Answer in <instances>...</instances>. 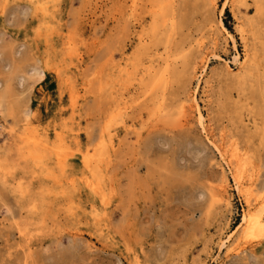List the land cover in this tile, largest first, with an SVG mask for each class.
I'll return each instance as SVG.
<instances>
[{
	"label": "rangeland",
	"instance_id": "obj_1",
	"mask_svg": "<svg viewBox=\"0 0 264 264\" xmlns=\"http://www.w3.org/2000/svg\"><path fill=\"white\" fill-rule=\"evenodd\" d=\"M36 1L0 0V264H264V0H169L146 52L141 0Z\"/></svg>",
	"mask_w": 264,
	"mask_h": 264
},
{
	"label": "bare ground",
	"instance_id": "obj_2",
	"mask_svg": "<svg viewBox=\"0 0 264 264\" xmlns=\"http://www.w3.org/2000/svg\"><path fill=\"white\" fill-rule=\"evenodd\" d=\"M43 1H46V0H37L35 3L36 4H40L42 7H43V10L46 11L48 9L47 5L48 4V1L43 3ZM52 1V0H51ZM169 0H141V2L143 3L144 2V5L142 6L143 10H144V13H147L148 15V18L149 20H145L143 18H136L135 19V22L136 24L139 26L140 28V36L138 38V41H139V49L140 50H143L144 52H146L147 50V46L144 45V39H141V36H143L144 34H147L149 31L151 30H160V29H164L165 27H173V21L175 19V11L173 9V7L171 8V6L169 7L168 10L164 9L163 5L165 2H167ZM245 1V0H244ZM242 1V2H244ZM154 2H158L161 6H158V7H153V6H149V8L147 9L146 11V5L148 4H154ZM44 4V5H43ZM169 5V3H168ZM134 2L132 1L131 2V5H130V10L133 9L134 7ZM141 14V13H140ZM130 17V16H129ZM131 18V17H130ZM237 57V56H236ZM238 60V59H237ZM243 65V64H242ZM150 68L153 69L152 65H150ZM229 70V69H228ZM233 72V71H232ZM160 73V72H159ZM41 73L40 72H35L34 74V77H37V76H40ZM20 81L22 79V77H19ZM153 78V77H152ZM164 79V78H163ZM161 80V77H159L158 79H156L157 82H159ZM166 86L167 85H161V92H160V98L162 100H164L165 97H167V95L169 96V94H166ZM164 88V89H163ZM152 89V88H151ZM158 104V102H157ZM194 104V103H193ZM161 105V104H159ZM161 108V106H159ZM11 110V109H10ZM158 111V109H157ZM9 112L6 108L2 107V103L0 102V115H3L4 113H7ZM8 114V113H7ZM5 116V114H4ZM12 117V116H11ZM199 119L200 121H202V117L199 115ZM220 155H221V152H220ZM240 155V154H239ZM236 156L233 151L230 155L229 158H232L234 162H239L240 160H242V158H240V156ZM222 156V155H221ZM243 156V155H242ZM223 161V160H221ZM229 163V162H228ZM238 166L241 165V163L239 162L237 164ZM237 166V167H238ZM240 170V169H238ZM237 170V171H238ZM241 171H239L238 173H240ZM249 177V175H248ZM251 180V179H250ZM249 180V181H250ZM237 181V180H236ZM239 183V182H237ZM251 186V185H250ZM264 201V200H263ZM244 218L241 220L243 221ZM251 224L249 225V231L251 233V235H254V234H257L260 230H262L263 226H264V220H262V216H256L254 217L253 219H251ZM245 222V221H244ZM243 223V222H242ZM21 232V231H19ZM230 241V240H229ZM228 241V242H229ZM223 242V241H222ZM221 242V243H222ZM228 242H226V244H228ZM224 243V242H223ZM234 244V243H233ZM221 245V244H220ZM225 246V245H224ZM231 246H229L228 248H230ZM220 248V247H219ZM229 255V254H228Z\"/></svg>",
	"mask_w": 264,
	"mask_h": 264
}]
</instances>
